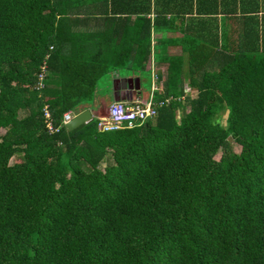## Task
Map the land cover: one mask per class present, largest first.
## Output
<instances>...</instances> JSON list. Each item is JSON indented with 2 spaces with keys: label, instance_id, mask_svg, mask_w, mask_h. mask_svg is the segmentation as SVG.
I'll list each match as a JSON object with an SVG mask.
<instances>
[{
  "label": "trees",
  "instance_id": "16d2710c",
  "mask_svg": "<svg viewBox=\"0 0 264 264\" xmlns=\"http://www.w3.org/2000/svg\"><path fill=\"white\" fill-rule=\"evenodd\" d=\"M152 58L154 116L61 122ZM0 128V264H264V0H0Z\"/></svg>",
  "mask_w": 264,
  "mask_h": 264
},
{
  "label": "built area",
  "instance_id": "2783aa9c",
  "mask_svg": "<svg viewBox=\"0 0 264 264\" xmlns=\"http://www.w3.org/2000/svg\"><path fill=\"white\" fill-rule=\"evenodd\" d=\"M153 42V41H152ZM151 64L150 69L153 72V80L156 79L155 71ZM43 69L38 73L39 86H41V79L43 77ZM152 88H157L156 85H152ZM188 89V87H187ZM185 88V90H187ZM155 102L153 96L150 93L146 101H141L139 98L134 99L133 102H128L125 99H117L110 102L107 107L105 114H95L97 115L96 127L101 131H108L117 129L123 126H132L135 122L144 121L148 117H152L156 114V108L154 106ZM78 111H73L68 109L64 111L61 122L65 124L74 114ZM44 115L47 117L46 125L52 130L55 127L52 126L51 117L49 111L44 108Z\"/></svg>",
  "mask_w": 264,
  "mask_h": 264
},
{
  "label": "rangeland",
  "instance_id": "374dc122",
  "mask_svg": "<svg viewBox=\"0 0 264 264\" xmlns=\"http://www.w3.org/2000/svg\"><path fill=\"white\" fill-rule=\"evenodd\" d=\"M146 66H147V61L145 62L144 68H137L131 65H125L115 68L114 71L111 70L105 72L99 77L97 81V86L95 89L93 100L81 102L75 106V109L77 111H80L86 107L92 109V118L96 121L98 117L95 114H101V115L105 114L107 105L114 100L112 92L114 91L115 88V79L118 77H126V76H138L140 78L139 97L141 101H146L151 91V82L153 77V72L150 70L149 67ZM155 66H157V69L161 71L162 74L165 73V66H166L165 64L163 65L155 64ZM185 88L187 89V87ZM23 113L24 112L22 111L20 112V114ZM3 130H4L3 128H0V132H3ZM232 146L235 151L239 150V145L237 143L232 142ZM219 154L220 152H217L215 154V157L218 158ZM16 159L17 157L13 156L10 161H14Z\"/></svg>",
  "mask_w": 264,
  "mask_h": 264
},
{
  "label": "water",
  "instance_id": "95a60500",
  "mask_svg": "<svg viewBox=\"0 0 264 264\" xmlns=\"http://www.w3.org/2000/svg\"><path fill=\"white\" fill-rule=\"evenodd\" d=\"M115 88L114 91L112 92L113 94V99H124L125 95L121 93V90H126L127 88L131 89H139L140 87V81L139 77L135 76H129V77H121V78H116L115 79ZM92 118V113L91 109L86 107L83 108L82 110L78 111L76 114H74L69 120L65 122V127L69 130L72 129L82 123L87 122Z\"/></svg>",
  "mask_w": 264,
  "mask_h": 264
},
{
  "label": "crops",
  "instance_id": "0c3cea01",
  "mask_svg": "<svg viewBox=\"0 0 264 264\" xmlns=\"http://www.w3.org/2000/svg\"><path fill=\"white\" fill-rule=\"evenodd\" d=\"M152 43H154L155 42V40L154 39H152ZM171 49H172V51H171ZM180 46L179 45H175V44H170V45H168L167 47H166V52L167 53H171V54H173V53H180ZM174 51V52H173ZM151 64L154 66H152L153 67V69H154V71L155 70H157V66H155V64L157 65V64H159V65H163V64H165V63H156L155 61H154V59L152 58V59H150V60H148L147 61V66L146 67H149L150 68V66H151ZM166 65V64H165ZM156 68V69H155ZM161 72V71H160ZM126 77H129V76H126ZM132 77H135V76H132ZM118 78H121V77H118ZM139 81H140V78H139ZM156 85V87H157V84L155 83V80L153 81V78H152V82H151V87H152V85ZM116 85V84H115ZM159 87V86H158ZM121 93L123 94V95H125V100H127L128 102H129V100L131 99V98H133V99H136L135 97H136V90L135 89H131L130 87L129 88H127L126 90H121ZM138 98V97H137ZM140 99V98H139ZM101 100V99H100ZM91 113H92V109H91Z\"/></svg>",
  "mask_w": 264,
  "mask_h": 264
}]
</instances>
